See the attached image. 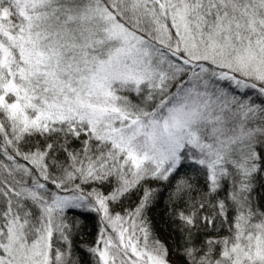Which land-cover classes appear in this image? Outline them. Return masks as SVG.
Returning <instances> with one entry per match:
<instances>
[{
	"label": "snow or ice",
	"instance_id": "6c2138e0",
	"mask_svg": "<svg viewBox=\"0 0 264 264\" xmlns=\"http://www.w3.org/2000/svg\"><path fill=\"white\" fill-rule=\"evenodd\" d=\"M261 190L264 0H0V264H264Z\"/></svg>",
	"mask_w": 264,
	"mask_h": 264
},
{
	"label": "trees",
	"instance_id": "16d2710c",
	"mask_svg": "<svg viewBox=\"0 0 264 264\" xmlns=\"http://www.w3.org/2000/svg\"><path fill=\"white\" fill-rule=\"evenodd\" d=\"M155 186L156 185H154V187ZM167 192L168 190L165 189L158 195L157 201L148 209L147 216L151 223L152 230L153 231L157 230L156 232L158 236H159L158 234L159 232L164 235L169 234L168 237L172 242V245H169V249H171L170 247H174V251H175L176 244L179 239V233L173 230V225L169 218ZM138 195L139 194L133 195L131 203L135 204L136 202H138ZM260 195L264 197V190L260 191ZM80 219H81V226H80L81 235L77 237L75 243L78 246L90 245L96 239V234L98 231L97 218L95 217V215L93 216V214L89 213L86 214L85 216H82ZM81 255L84 261L88 262L90 260V257L86 252L82 251Z\"/></svg>",
	"mask_w": 264,
	"mask_h": 264
},
{
	"label": "rangeland",
	"instance_id": "374dc122",
	"mask_svg": "<svg viewBox=\"0 0 264 264\" xmlns=\"http://www.w3.org/2000/svg\"><path fill=\"white\" fill-rule=\"evenodd\" d=\"M93 216H94V214H93ZM157 230H154L153 232H154V234L155 235H157V232H156ZM159 234V239L162 241V242H164L168 247H169V245H172V242L170 241V239H169V234H166V235H164V234H161L160 232L158 233ZM171 248V250H173L174 251V247H170ZM171 259L174 261V262H177L179 259H181V257H179L178 255H175V254H173L172 256H171Z\"/></svg>",
	"mask_w": 264,
	"mask_h": 264
}]
</instances>
